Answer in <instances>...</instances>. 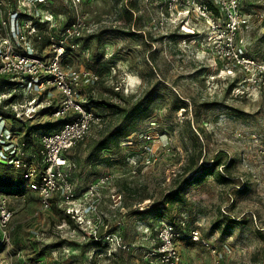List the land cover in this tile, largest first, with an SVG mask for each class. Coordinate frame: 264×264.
<instances>
[{
    "label": "rangeland",
    "instance_id": "1",
    "mask_svg": "<svg viewBox=\"0 0 264 264\" xmlns=\"http://www.w3.org/2000/svg\"><path fill=\"white\" fill-rule=\"evenodd\" d=\"M245 2L264 14V0ZM28 8L59 13L53 24L83 19L63 61L98 73L81 94L104 122L68 153L79 193L74 215L55 203L44 207L16 173L10 188L0 187L13 212L0 225V264H166L158 240L163 222L181 233L175 264H264V92L240 71L222 70L205 21L163 16L161 0H46ZM245 38L246 54L264 60V17L252 20ZM43 92L34 93L36 112L5 120L15 139L29 127L39 139L57 129L49 124L60 120L40 102L60 94ZM91 97L126 111L112 114ZM136 103L142 109L131 116ZM118 131L117 142L97 149ZM106 175L112 178L102 183Z\"/></svg>",
    "mask_w": 264,
    "mask_h": 264
},
{
    "label": "built area",
    "instance_id": "2",
    "mask_svg": "<svg viewBox=\"0 0 264 264\" xmlns=\"http://www.w3.org/2000/svg\"><path fill=\"white\" fill-rule=\"evenodd\" d=\"M46 0H0V161L23 171L29 190L41 196L44 207L52 205L58 197L66 212L74 215L71 204L77 198L75 183L71 179L69 151L84 142L92 129L104 122V117L85 105L81 94L83 86H93L100 79L98 73L89 69H76L67 66L63 54L67 45L76 46V39L82 35L85 22L81 17L62 29L59 34H50V41L39 49L42 40V25L50 30L58 27L59 21H51L56 15L47 8V15L39 14L28 8L29 5L44 4ZM75 5L83 0H69ZM165 9L163 16L176 13L181 19L204 20L211 32L213 57L224 63L229 74L240 71L244 81H250L264 92V60L248 56L245 32L254 18H263L264 14L249 7L245 0H161ZM28 5V6H27ZM42 10V9H41ZM167 14V15H166ZM59 16V14H58ZM57 16V17H58ZM186 27V24H183ZM194 33V29H192ZM55 90L42 99L43 109L50 110L52 117L69 118L56 130L43 133L40 137V150L35 153L24 146L20 139H15V131L7 126V113L16 118L37 111V98L34 93ZM28 95L26 103L19 101ZM39 104V103H38ZM39 106V105H38ZM23 108V109H22ZM39 109V110H42ZM38 110V111H39ZM71 117V118H70ZM146 151L151 152L152 137L144 135ZM25 147V148H24ZM30 158V159H28ZM135 172V170H133ZM106 175L102 183L110 181ZM13 212L8 209L6 198L0 195V225L5 227ZM7 231L3 230L6 236ZM180 233L167 222H163L158 231L160 254L166 264H175L180 256L176 241ZM190 236L199 240L198 231ZM8 264V263H2Z\"/></svg>",
    "mask_w": 264,
    "mask_h": 264
},
{
    "label": "trees",
    "instance_id": "3",
    "mask_svg": "<svg viewBox=\"0 0 264 264\" xmlns=\"http://www.w3.org/2000/svg\"><path fill=\"white\" fill-rule=\"evenodd\" d=\"M54 13L57 14V15L59 14L57 12H54ZM124 15H130L131 16L130 9H126ZM65 24L66 25L68 24V22H67L66 19H65L64 22H60L59 25H58V27H56L54 29H51V30L48 27H46V30H43L44 25H42L41 28H42V37L43 38H42V40L38 44L39 49L40 50H43V48H46L45 46H47V44L50 41V34H59L60 32H62V29L64 28ZM130 34H136V33L130 32ZM230 88H231V86H230ZM149 96L150 95L148 94L145 97V99H143L145 101L146 98H147V100H146L147 106H149L150 102L153 100V97H149ZM90 101L92 103L98 105V106H104L112 114H120V113H124L126 111V109L121 104L116 103V102L111 101V100H109V101L108 100H99V99H94L93 97H91L90 98ZM141 109L142 108H141L140 103H136V105L129 112H131V116H132L134 114H137ZM2 110H3V104L0 105V113L3 112ZM45 111H48V109H45ZM126 115H127V113H126ZM7 116H9V118H11V116H14V115H12L11 113H7ZM127 118L130 119V116L128 115ZM68 119L69 118H61L60 117V118L57 119V120H60V121L50 123L49 126L50 127H53V126H56L57 124L59 126L61 123L65 122ZM131 119H132V117H131ZM31 130H32V127H29L28 129H26V131L24 133V138L21 139V142L24 144L25 147H27L28 149H30L32 151V153H35L37 155V158L40 159L41 156L38 155L39 154V150H40V146H41L40 139L39 138H35L33 136V132ZM120 134H121V131L108 134L106 137H104L103 139H101V140L98 141L97 149L98 150H101V149H103L105 147H110L111 145H113V143L117 142V137ZM81 143L82 142H80L79 144H81ZM79 144H77V146ZM77 146H75V147H77ZM28 159H30V158H28ZM70 162H71V160H70ZM71 164H72V162H71ZM72 165H71V171H70V173H71V179L75 183V191H76L77 196H78L79 193H78V188H77V185H76V182L77 181H76V178L74 176V173L72 172L73 171ZM0 167H2L3 169H5V172H6V175L0 176V187H2V188H4V187L10 188L12 186V184L14 183V180H15L14 179V175H12V173L13 174L16 173L17 174L16 177L22 179V180H20L22 182V185H19L21 188L24 185L27 186L26 185V179H24V177H23V173H22L23 171H21L20 169H15L12 165L7 164L6 162H2V161H0ZM18 187L16 188L17 190H18ZM32 192H34V191H32ZM54 203H55V205H57L58 207H60L62 209V212L65 213L67 216H72L73 215V214H69V213L66 212V209L61 206V204H60L61 201H60V199L58 197H55L53 199L52 204H54ZM173 228H175L179 232V230L176 227H173ZM190 233H191V231H190ZM160 255H162V254H160Z\"/></svg>",
    "mask_w": 264,
    "mask_h": 264
},
{
    "label": "flooded vegetation",
    "instance_id": "4",
    "mask_svg": "<svg viewBox=\"0 0 264 264\" xmlns=\"http://www.w3.org/2000/svg\"><path fill=\"white\" fill-rule=\"evenodd\" d=\"M130 12H134L132 9H130ZM134 22H135V20H134Z\"/></svg>",
    "mask_w": 264,
    "mask_h": 264
}]
</instances>
